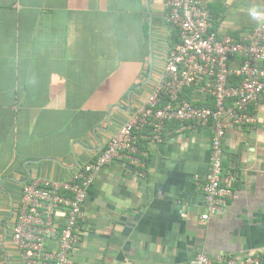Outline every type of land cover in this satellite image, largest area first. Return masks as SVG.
Here are the masks:
<instances>
[{
  "label": "crops",
  "instance_id": "crops-1",
  "mask_svg": "<svg viewBox=\"0 0 264 264\" xmlns=\"http://www.w3.org/2000/svg\"><path fill=\"white\" fill-rule=\"evenodd\" d=\"M164 0H0V264H21L11 236L23 185L66 181L102 153L146 104L176 44ZM216 34L242 39L264 0H211ZM234 58L230 65L240 66ZM192 101L209 97L196 87ZM252 127L225 122L224 173L237 176L226 211L203 222L209 128L144 130L147 178L126 160L88 188L73 264H190L260 253L264 264V91ZM60 227L63 213L57 215Z\"/></svg>",
  "mask_w": 264,
  "mask_h": 264
},
{
  "label": "built area",
  "instance_id": "built-area-1",
  "mask_svg": "<svg viewBox=\"0 0 264 264\" xmlns=\"http://www.w3.org/2000/svg\"><path fill=\"white\" fill-rule=\"evenodd\" d=\"M211 0H164L165 21L180 32V44L167 55L162 73L146 104L140 105L106 144L93 162L71 179L34 180L23 185L11 244L21 264H73L71 254L81 239L88 188L101 169L114 160H126L147 178V162L141 149L144 130L151 143L163 141L166 124L178 122L180 132L206 127L212 133L210 167L203 192L206 212L203 222L224 213L234 198L237 176L224 173L225 122L252 127L264 91V23L236 40L219 37L211 20ZM239 57V67L231 61ZM241 79L238 84L230 79ZM208 96L211 106L191 102L181 94L196 87ZM65 221L60 227L57 215ZM260 253L244 257L200 252L190 264H262Z\"/></svg>",
  "mask_w": 264,
  "mask_h": 264
},
{
  "label": "trees",
  "instance_id": "trees-1",
  "mask_svg": "<svg viewBox=\"0 0 264 264\" xmlns=\"http://www.w3.org/2000/svg\"><path fill=\"white\" fill-rule=\"evenodd\" d=\"M218 14H219L218 12H214V11L212 12V10H211V20H212L213 25H214V30H215V25L218 24V17H219ZM169 26L172 27L171 25H169ZM172 29L174 30V38L176 40V44L173 46V48H175L177 45L180 44V32H179L178 29H175L173 27H172ZM240 82H241V79L237 78V77H233V78L230 79V83H232V84H238ZM191 92H192V89H187V90L184 91V93L181 94V97L193 102L192 101V97L190 96ZM208 102H210V103L209 104H205L203 106H211L212 105L210 98L208 99Z\"/></svg>",
  "mask_w": 264,
  "mask_h": 264
},
{
  "label": "clouds",
  "instance_id": "clouds-1",
  "mask_svg": "<svg viewBox=\"0 0 264 264\" xmlns=\"http://www.w3.org/2000/svg\"><path fill=\"white\" fill-rule=\"evenodd\" d=\"M250 14L253 16V18H264V13H260L258 11H252Z\"/></svg>",
  "mask_w": 264,
  "mask_h": 264
}]
</instances>
